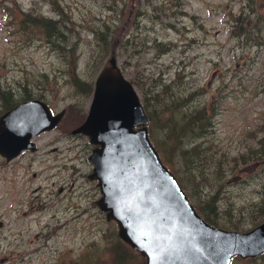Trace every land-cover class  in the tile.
Returning a JSON list of instances; mask_svg holds the SVG:
<instances>
[{"label":"rangeland","instance_id":"374dc122","mask_svg":"<svg viewBox=\"0 0 264 264\" xmlns=\"http://www.w3.org/2000/svg\"><path fill=\"white\" fill-rule=\"evenodd\" d=\"M38 17L58 24L46 32ZM111 54L146 116L158 115L149 139L192 204L215 196L225 230L264 222V0H0V88L64 110L34 150L0 156V264H145L97 204L96 146L71 133ZM157 102H174L181 133ZM195 110L196 129L211 125L193 134L182 116ZM230 264H264V253Z\"/></svg>","mask_w":264,"mask_h":264},{"label":"water","instance_id":"95a60500","mask_svg":"<svg viewBox=\"0 0 264 264\" xmlns=\"http://www.w3.org/2000/svg\"><path fill=\"white\" fill-rule=\"evenodd\" d=\"M63 115L39 99L13 105L0 115V156L9 161L34 150L32 138L53 129ZM147 122L134 86L111 54L95 77L84 121L71 133L96 146L90 178L98 180L97 204L116 221L120 239L145 264H230L235 256L264 253V222L240 232L202 218L152 145Z\"/></svg>","mask_w":264,"mask_h":264},{"label":"trees","instance_id":"16d2710c","mask_svg":"<svg viewBox=\"0 0 264 264\" xmlns=\"http://www.w3.org/2000/svg\"><path fill=\"white\" fill-rule=\"evenodd\" d=\"M31 22H32V24L34 26H37V27L43 29L46 32L49 29H52V27H54L55 24H58V22L52 21V20H50V18L45 19L43 17H38L37 20H32L31 19ZM55 30L57 31V29H55ZM57 33H58V31H57ZM45 35L49 39L48 41H51L49 32L46 33ZM53 35H54V33H53ZM75 83H77V81H75ZM86 90H87L88 94H90L91 91H92L91 87H88ZM15 104H16V101L14 99L13 92L10 91L9 89L0 88V111H6V110L11 108ZM157 104L159 106L160 111L162 113H164L165 115H167L166 126L172 132H175V133L180 132L181 133V128L179 130L174 128L175 118H174V116H171V113H170V112L174 111L175 108H176V106L174 105V102H173L172 105L166 106V107H165V105L162 102H157ZM187 111H189V110H187ZM199 112H200V110H195V111H193L191 113H185V114L183 112L182 119L185 121V125L189 126V130L193 134L197 133V131H199V130L206 129L208 126L211 125L210 118L208 120V118L206 117V119H204L206 121V127L203 125V127L199 128V129L195 128L197 122L203 120V117L199 115ZM193 115L196 118L194 120L191 119ZM157 116L158 115H154V113H153L152 115L151 114L147 115V118L150 120V122H152V121H154V119ZM150 134L152 135L151 130H150ZM175 135H178V134H175ZM174 137H178V136H174ZM197 149H198L197 146H194L191 149H182V151H181L182 158L183 159H187L192 154H194ZM195 166H192V169L195 170V168H196L198 173H199V175H202L201 171L199 169V165L197 167H195ZM215 169H216L215 171H217V168H215ZM205 181L206 180L203 177L201 180L198 179L196 184H197V186H199V183L202 184V185H206ZM215 203H216L215 196H211L208 200H204L203 201V205H200V204H196L195 205L194 204L195 209L203 217V219L205 221H207L209 224L213 225V226L217 222V213H218V211L216 210L217 208L215 206ZM209 207H212V208H209ZM261 209H262V206H259L258 207L259 213H260ZM261 216H263V218H264V213H261ZM232 226L236 227V225H232Z\"/></svg>","mask_w":264,"mask_h":264},{"label":"bare ground","instance_id":"6f19581e","mask_svg":"<svg viewBox=\"0 0 264 264\" xmlns=\"http://www.w3.org/2000/svg\"><path fill=\"white\" fill-rule=\"evenodd\" d=\"M148 119V118H147ZM192 203V202H191ZM114 220V219H113ZM207 222V221H206ZM208 223V222H207ZM211 225V224H210ZM213 226V225H212ZM130 246V245H129ZM131 247V246H130ZM132 248V247H131ZM135 250V249H134ZM137 251V250H136ZM143 256V255H142ZM144 257V256H143ZM145 258V257H144Z\"/></svg>","mask_w":264,"mask_h":264}]
</instances>
